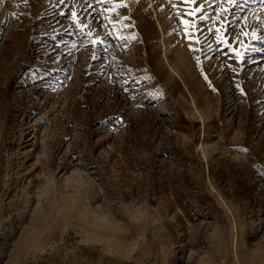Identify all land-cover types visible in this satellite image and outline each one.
Segmentation results:
<instances>
[{
  "label": "rangeland",
  "instance_id": "obj_1",
  "mask_svg": "<svg viewBox=\"0 0 264 264\" xmlns=\"http://www.w3.org/2000/svg\"><path fill=\"white\" fill-rule=\"evenodd\" d=\"M121 3L0 0V264H264V4Z\"/></svg>",
  "mask_w": 264,
  "mask_h": 264
},
{
  "label": "snow or ice",
  "instance_id": "obj_2",
  "mask_svg": "<svg viewBox=\"0 0 264 264\" xmlns=\"http://www.w3.org/2000/svg\"><path fill=\"white\" fill-rule=\"evenodd\" d=\"M186 2H189V3H195L196 0H186ZM224 2H226L227 4L235 7L237 4H238V0H224ZM261 3L264 4V0H261ZM121 7L125 6V4L123 3V0H122V3L120 5ZM175 6V5H174ZM199 10V9H197ZM224 12H228L229 9L225 8L223 9ZM76 13H73V16H75ZM208 17L206 16H201L200 19L201 20H205L207 19ZM125 19H127V17H125ZM184 23L187 25L189 22L188 21H184ZM258 24H261L262 26L259 27V28H253L252 32H251V40L244 45L246 51L244 53H239L237 52L236 55L237 56H240L241 59L243 60V57L246 56L249 52H256V51H264V49H260V48H257L254 44H253V41H258V42H264V21H259L258 20ZM209 31H212V29H209ZM217 31H220L219 29ZM87 35L91 36L92 33L91 31H89L87 33ZM241 35H249V33H237L236 36L234 37V39L239 43L240 42V36ZM218 40V43H224L225 40L224 38L222 37H218L217 38ZM97 42H100V43H103V41H97ZM199 42V41H198ZM227 47L228 49L231 51L232 50V44L231 43H228L227 44ZM96 57L94 56L93 59H95ZM198 63H199V57H196ZM205 79H207V77L205 76Z\"/></svg>",
  "mask_w": 264,
  "mask_h": 264
}]
</instances>
